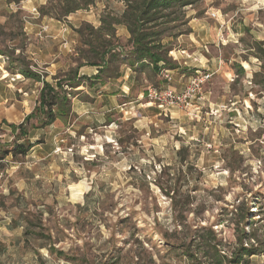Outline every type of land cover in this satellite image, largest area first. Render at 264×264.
Returning a JSON list of instances; mask_svg holds the SVG:
<instances>
[{"label":"rangeland","instance_id":"374dc122","mask_svg":"<svg viewBox=\"0 0 264 264\" xmlns=\"http://www.w3.org/2000/svg\"><path fill=\"white\" fill-rule=\"evenodd\" d=\"M90 1L58 23L37 12L56 0H0V158L31 147L0 159V264H215L196 253L201 228L223 264L232 253L264 264V91L246 49L264 39V0H192L157 21L150 31L184 75L176 91L212 73L197 98L167 111L146 94L171 82L145 63L130 69L125 26L109 38L86 32L120 20L125 0ZM92 64L105 70L98 78ZM42 82L71 103L47 127L39 115L24 122Z\"/></svg>","mask_w":264,"mask_h":264},{"label":"trees","instance_id":"16d2710c","mask_svg":"<svg viewBox=\"0 0 264 264\" xmlns=\"http://www.w3.org/2000/svg\"><path fill=\"white\" fill-rule=\"evenodd\" d=\"M91 3L92 2L90 0H56V4L54 6L51 4L50 6L49 4L40 6L38 7L37 12L39 18L47 16L59 22ZM125 3V10L123 11L120 20L114 19L112 22L107 23L105 22V19L102 18V26L97 29H93L92 26L85 25L86 32L90 35L104 34L109 38L113 36L115 25H123L126 27L132 43V50L129 53L131 55V60L126 62L130 69H132L135 64L143 65V63H145L144 65H150L154 74L160 73L161 75L162 71L177 69V66L167 58V53L171 50V48L160 43L161 38H158L160 31L151 32L150 30L161 25V22L157 21L168 17L170 13H175V10H172L173 8H180L188 4H192V0L184 2L183 0H125ZM169 22H172V20H167L162 24ZM104 29L105 31L102 32ZM75 32L79 35L83 34L81 27L76 29ZM86 44H89V40H86ZM246 47H248L246 49L250 51L251 55L259 63L258 70L252 73L251 78V83L254 87H258V90H256L255 93H259L261 89L264 91V39L261 41H253ZM90 49L96 51L94 48ZM117 55L118 54L112 53L111 58L113 59V57H118ZM117 59H119V57ZM123 64L125 63L122 61L119 62V66ZM243 64L247 65L246 63ZM92 66L99 68L96 75L97 78L100 76V73L105 71L101 65L92 64ZM233 68L236 69V75H239L240 77L244 75L245 72L239 64H234ZM112 72L116 74H113ZM19 73L27 79L36 82L40 81L39 76L28 69L24 70V68H22ZM118 73L119 72L115 71V69H108V79L119 77ZM42 83L43 87L39 94V108L34 113L31 112L28 114L24 118V122L39 115L38 117L40 118L38 121L41 123L40 127H47L52 125L57 118L69 116L71 103L70 100L67 99L66 95L59 96V94H57V92H55L48 83ZM77 86H79V80L75 86L69 85V88H75ZM30 148L29 144H15L13 149L9 152H5L0 159H3L9 153L12 156H25ZM193 241L197 244V247H199L198 252L196 253H200V256L205 258V260L208 262L213 261L215 264H223L222 259L225 258L220 256L218 253L215 236L211 229L201 228L197 231ZM242 251V253L247 257L256 255V253L251 252V249L242 248ZM190 256L195 258L194 255ZM242 260V255L237 256L236 253H232V257L227 259V262L229 264H240ZM247 261L248 260L246 258L242 263L246 264Z\"/></svg>","mask_w":264,"mask_h":264},{"label":"built area","instance_id":"2783aa9c","mask_svg":"<svg viewBox=\"0 0 264 264\" xmlns=\"http://www.w3.org/2000/svg\"><path fill=\"white\" fill-rule=\"evenodd\" d=\"M165 81H170L169 71L161 72ZM212 73L208 71H197L195 76L190 79L187 86L181 91L166 88H150L147 90L146 98L159 109L167 111L169 108H176L180 105L187 104L200 95L204 84L211 78ZM2 174L0 173V180ZM2 186L0 185V190Z\"/></svg>","mask_w":264,"mask_h":264},{"label":"crops","instance_id":"0c3cea01","mask_svg":"<svg viewBox=\"0 0 264 264\" xmlns=\"http://www.w3.org/2000/svg\"><path fill=\"white\" fill-rule=\"evenodd\" d=\"M56 22H58V21H56ZM178 55H180L179 52H178ZM178 70L179 69L171 70L170 71L171 75H169L170 78H171V80H170L171 83H169L168 85H169V87L173 88L174 90L180 89L181 87L179 86V84H183L181 82H182V79H183L184 75L182 73H181L180 77H178V76L175 75V73H177Z\"/></svg>","mask_w":264,"mask_h":264},{"label":"bare ground","instance_id":"6f19581e","mask_svg":"<svg viewBox=\"0 0 264 264\" xmlns=\"http://www.w3.org/2000/svg\"><path fill=\"white\" fill-rule=\"evenodd\" d=\"M6 76V75H5Z\"/></svg>","mask_w":264,"mask_h":264}]
</instances>
